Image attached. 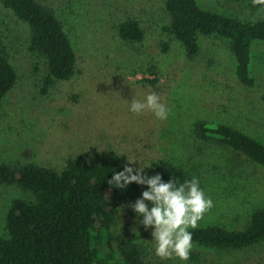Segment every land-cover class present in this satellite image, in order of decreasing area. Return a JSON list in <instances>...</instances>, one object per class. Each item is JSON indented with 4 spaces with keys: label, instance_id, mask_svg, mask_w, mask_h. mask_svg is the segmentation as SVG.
<instances>
[{
    "label": "rangeland",
    "instance_id": "rangeland-1",
    "mask_svg": "<svg viewBox=\"0 0 264 264\" xmlns=\"http://www.w3.org/2000/svg\"><path fill=\"white\" fill-rule=\"evenodd\" d=\"M45 3L65 24L81 75L47 89L45 63L29 50L28 27L0 1V50L18 76L0 107V164L34 163L60 170L69 158L91 159L95 152L109 150L123 159L124 168L142 166L146 171L171 162L196 177L213 201L197 227L244 229L252 212L264 207V168L216 142L199 140L194 127L199 122L228 124L264 144V42L252 45L254 86L245 88L237 80L223 40L202 37L197 57L186 58L181 45L163 31L169 23L165 0ZM199 4L249 21L264 19V11L246 1L199 0ZM127 18L140 23L141 43L119 38L117 25ZM164 44L169 46L166 52ZM151 92L169 109L167 119L130 111L134 97L143 101ZM14 198L31 196L16 185L0 184L2 235ZM132 209L134 216L126 213L125 225L138 230V235L133 233L153 264H264V241L243 250L192 243L191 253L198 252L197 259H161L154 252V226L139 223Z\"/></svg>",
    "mask_w": 264,
    "mask_h": 264
},
{
    "label": "trees",
    "instance_id": "trees-1",
    "mask_svg": "<svg viewBox=\"0 0 264 264\" xmlns=\"http://www.w3.org/2000/svg\"><path fill=\"white\" fill-rule=\"evenodd\" d=\"M0 1L28 27L29 50L45 63L47 89L81 75L65 24L45 0ZM234 1L253 4L252 0ZM164 8L169 23L163 31L181 45L187 59L197 57L202 37L223 40L233 58L238 82L245 88L254 86L252 45L264 42V19L249 21L205 9L199 0H165ZM117 33L129 43L144 39L140 23L133 18L118 24ZM168 47L164 44L163 51ZM149 71L156 74L154 67ZM17 79L8 56L0 50V107ZM147 81L154 84L157 80ZM194 132L199 140L216 142L264 168V144L249 134L218 122H199ZM123 165V159L112 150L95 152L91 159L69 158L60 170L34 163L0 164V184L16 185L31 196L14 198L10 203L5 235L0 234V264H153L124 222L126 213L134 216L132 205L142 199L147 185L133 182L119 188L108 183L116 172L123 171ZM156 174L163 182L174 178L177 186L194 177L171 162L155 164L143 173ZM189 231L192 243L204 248L247 249L264 241V207L252 212L242 230L211 225ZM190 257L195 260L199 253L192 252Z\"/></svg>",
    "mask_w": 264,
    "mask_h": 264
},
{
    "label": "clouds",
    "instance_id": "clouds-1",
    "mask_svg": "<svg viewBox=\"0 0 264 264\" xmlns=\"http://www.w3.org/2000/svg\"><path fill=\"white\" fill-rule=\"evenodd\" d=\"M253 5L262 6L264 0H252ZM130 111L141 114L145 111L152 112L157 119H167L169 109L161 102L160 97L151 92L143 101L131 100ZM128 163H135L129 160ZM145 167H125L123 171L116 172L108 183L113 187L127 188L135 182L147 185L148 190L143 191L142 199H138L132 207L138 214V222L146 228L154 226V252L161 259H169L173 256L181 261H188L193 247L192 232L190 228H196L198 222L203 219L206 211L211 209L213 201L207 197L199 186V180L193 177L189 181L177 186L174 178L169 182H163L159 174L152 176L143 175ZM135 173V174H134ZM151 202V207L146 203ZM142 216L143 219L139 220ZM132 231L138 235L136 228Z\"/></svg>",
    "mask_w": 264,
    "mask_h": 264
}]
</instances>
